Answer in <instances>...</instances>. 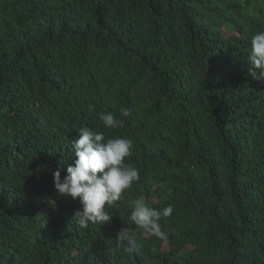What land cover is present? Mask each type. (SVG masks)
<instances>
[{"label": "trees", "instance_id": "obj_1", "mask_svg": "<svg viewBox=\"0 0 264 264\" xmlns=\"http://www.w3.org/2000/svg\"><path fill=\"white\" fill-rule=\"evenodd\" d=\"M259 31L264 0H0V264H264ZM84 126L130 138L140 175L87 229L53 183ZM141 197L174 206L166 240L129 221Z\"/></svg>", "mask_w": 264, "mask_h": 264}, {"label": "clouds", "instance_id": "obj_2", "mask_svg": "<svg viewBox=\"0 0 264 264\" xmlns=\"http://www.w3.org/2000/svg\"><path fill=\"white\" fill-rule=\"evenodd\" d=\"M251 65V77L264 79V31L251 37V50L248 56ZM120 115L129 117L131 110L120 108ZM99 120L105 129H118L124 121L112 112L99 114ZM79 138L73 141L75 160L66 169L67 175L61 178L57 169L53 172V183L61 196L79 198L80 210L73 215V221L81 229L90 224L101 225L112 218L110 209L122 199L126 190L140 180L139 170L125 162L131 155L133 142L130 138L107 137L103 131H95L87 126L78 130ZM129 221L143 229L145 233L166 240L168 234L162 230L160 221L170 217L174 206L168 204L162 209L150 207L143 197L130 201ZM117 244L132 256L138 254L141 245L137 236L128 227L117 233Z\"/></svg>", "mask_w": 264, "mask_h": 264}]
</instances>
